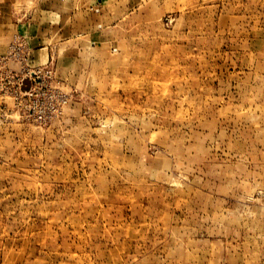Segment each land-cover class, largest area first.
Returning <instances> with one entry per match:
<instances>
[{
    "label": "rangeland",
    "instance_id": "obj_1",
    "mask_svg": "<svg viewBox=\"0 0 264 264\" xmlns=\"http://www.w3.org/2000/svg\"><path fill=\"white\" fill-rule=\"evenodd\" d=\"M0 264H264V0H0Z\"/></svg>",
    "mask_w": 264,
    "mask_h": 264
}]
</instances>
